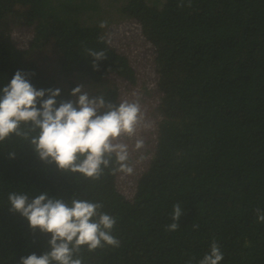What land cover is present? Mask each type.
<instances>
[{
  "label": "trees",
  "instance_id": "16d2710c",
  "mask_svg": "<svg viewBox=\"0 0 264 264\" xmlns=\"http://www.w3.org/2000/svg\"><path fill=\"white\" fill-rule=\"evenodd\" d=\"M12 2L20 14L0 6V89L17 70L37 90L57 89L40 74L30 49L6 33L5 19L14 12L16 22L34 26L37 39L52 29L58 51L77 68L114 78L115 87L94 95L119 102L137 74L132 61L102 38L100 25L137 17L159 50L153 68L157 120L149 164L129 200L117 191L116 175L85 180L42 161L29 142L12 136L0 143V264L42 255L51 237L9 211L10 192L102 202L103 211L117 217L113 235L120 246L84 251V264H188L193 257L198 264L213 238L224 254L220 264H264V223L255 213L264 210V0ZM47 16L56 26L46 23ZM86 49L106 52L98 69ZM178 63L186 69L173 85ZM58 89L63 100L74 99L71 82ZM176 202H183L180 227L167 231Z\"/></svg>",
  "mask_w": 264,
  "mask_h": 264
},
{
  "label": "clouds",
  "instance_id": "9594fccd",
  "mask_svg": "<svg viewBox=\"0 0 264 264\" xmlns=\"http://www.w3.org/2000/svg\"><path fill=\"white\" fill-rule=\"evenodd\" d=\"M86 52L94 69H98V61L107 59L103 50ZM27 75L17 70L0 89V143L15 136L29 142L42 161L93 182L106 173L133 175L132 152L139 153L136 164L147 159L146 139L141 133L150 131L154 122L147 117L137 93H132L131 99L112 102L104 95L90 94L81 84L71 90L74 99L57 101L60 89L37 90ZM8 202L9 211L20 213L33 231L51 234L48 251L21 257L19 264H84V251L120 246L113 235L117 217L103 211L102 202L78 196L65 201L47 193L30 199L19 192H10ZM255 213L257 223H264V210L256 208ZM183 214V202L174 203L166 230H178ZM223 255L213 238L198 264H220Z\"/></svg>",
  "mask_w": 264,
  "mask_h": 264
},
{
  "label": "rangeland",
  "instance_id": "374dc122",
  "mask_svg": "<svg viewBox=\"0 0 264 264\" xmlns=\"http://www.w3.org/2000/svg\"><path fill=\"white\" fill-rule=\"evenodd\" d=\"M10 3V6H9ZM0 6L5 9L19 13L20 8L12 2V0H0ZM105 8V7H104ZM7 15L5 23L7 24L6 33L11 37L16 36L14 44H24L31 51V59L34 60L35 65L38 67L40 74L43 78L50 81L51 86L58 88L60 85L67 82L73 84V88L78 85H84L85 90L90 94L102 92L109 86L115 87L117 81L114 78L106 80L107 78L100 76L98 73L94 76L87 73L83 68H77L66 60L58 51L57 45L54 40V34L49 27H46L37 39L35 37L36 31L34 26L28 27L23 22H16L11 15ZM116 21V22H115ZM112 20L105 19L104 27H100L102 38L113 47L115 51L126 56L129 62L132 61L136 76V82L128 90L127 94L119 93L118 99L133 98L132 93H137L140 103L146 112L147 117L154 122V126L150 131L141 133L146 139L147 147L145 154L147 159L136 164L139 153H131V162L134 164L135 171L133 175L123 176L116 174V189L125 198L131 199L133 191L136 187V179L142 174L149 164L151 152L154 149L156 120V95H157V75L153 68L159 61V50L156 43L148 38L144 33V24L140 18L132 17L128 20ZM101 22V23H102ZM46 23L53 24L54 18L51 16L46 17ZM54 26L56 24L54 23ZM17 32V34H14ZM137 58L138 60H135ZM185 66L178 63L175 66L176 76H173L171 83L174 85L181 80L179 77L184 71ZM55 90V89H53ZM121 90L123 92L122 86ZM63 100L61 96L56 98Z\"/></svg>",
  "mask_w": 264,
  "mask_h": 264
}]
</instances>
